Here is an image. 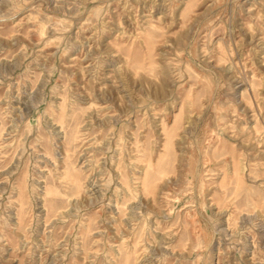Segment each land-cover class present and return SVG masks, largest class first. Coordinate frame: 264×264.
<instances>
[{
    "label": "rangeland",
    "instance_id": "374dc122",
    "mask_svg": "<svg viewBox=\"0 0 264 264\" xmlns=\"http://www.w3.org/2000/svg\"><path fill=\"white\" fill-rule=\"evenodd\" d=\"M0 264H264V0H0Z\"/></svg>",
    "mask_w": 264,
    "mask_h": 264
}]
</instances>
